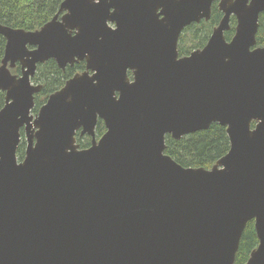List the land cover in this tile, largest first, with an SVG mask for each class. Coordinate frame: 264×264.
<instances>
[{
    "label": "water",
    "instance_id": "water-1",
    "mask_svg": "<svg viewBox=\"0 0 264 264\" xmlns=\"http://www.w3.org/2000/svg\"><path fill=\"white\" fill-rule=\"evenodd\" d=\"M213 3L219 24L179 57L180 34ZM262 12L264 0H63L38 31L0 24V264H234L250 221L245 264H264ZM50 60L85 70L32 114L31 78ZM212 124L230 149L210 169L164 154L166 136Z\"/></svg>",
    "mask_w": 264,
    "mask_h": 264
},
{
    "label": "trees",
    "instance_id": "trees-1",
    "mask_svg": "<svg viewBox=\"0 0 264 264\" xmlns=\"http://www.w3.org/2000/svg\"><path fill=\"white\" fill-rule=\"evenodd\" d=\"M63 0H0V24L10 28H17L24 31H38L41 26L52 20L58 14ZM61 14H59L60 16ZM222 14L217 9V3L211 7V15L207 22L192 24L184 29L178 39V56H188L191 51L199 50L208 41L211 32L219 24ZM259 25L256 35L257 47L264 46V12L259 16ZM230 29L226 31L225 39L229 41L233 37L236 21L230 18ZM5 40L0 36V66L4 58ZM85 70L84 62H79L73 67H66L61 71L54 61H47L37 66L32 83L41 85V92L34 96V108L31 113L36 114L43 106V103L57 90L62 88L75 74ZM13 75L20 74L18 65L11 70ZM4 94L0 93V109L4 106ZM94 131V138L98 140L104 133L105 127L98 120ZM23 137V132H21ZM76 143L80 149L87 148L91 139L87 136L75 135ZM25 141L20 140L16 151L17 160L20 162L24 157ZM164 154L174 160L178 165L185 168L210 169L230 149L229 140L225 128L219 124H212L207 130L192 133L184 136L179 141L173 140L170 135L164 139ZM258 246L253 222L246 223L243 234L239 240V247L235 254L234 264H245L249 254Z\"/></svg>",
    "mask_w": 264,
    "mask_h": 264
},
{
    "label": "rangeland",
    "instance_id": "rangeland-1",
    "mask_svg": "<svg viewBox=\"0 0 264 264\" xmlns=\"http://www.w3.org/2000/svg\"><path fill=\"white\" fill-rule=\"evenodd\" d=\"M21 140L24 141V136L21 137ZM25 145H26V142H25ZM25 145H24V148L23 149H25Z\"/></svg>",
    "mask_w": 264,
    "mask_h": 264
},
{
    "label": "flooded vegetation",
    "instance_id": "flooded-vegetation-1",
    "mask_svg": "<svg viewBox=\"0 0 264 264\" xmlns=\"http://www.w3.org/2000/svg\"><path fill=\"white\" fill-rule=\"evenodd\" d=\"M58 67V66H57ZM127 75H129V77L131 78V75H130V73L128 72V74ZM100 121V120H99ZM101 122V121H100ZM102 123V122H101ZM21 140V139H20Z\"/></svg>",
    "mask_w": 264,
    "mask_h": 264
}]
</instances>
